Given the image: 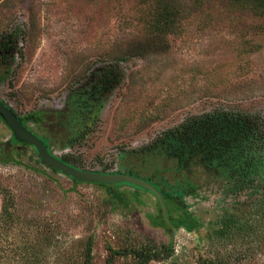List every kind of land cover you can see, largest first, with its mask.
Returning a JSON list of instances; mask_svg holds the SVG:
<instances>
[{
  "label": "rangeland",
  "instance_id": "374dc122",
  "mask_svg": "<svg viewBox=\"0 0 264 264\" xmlns=\"http://www.w3.org/2000/svg\"><path fill=\"white\" fill-rule=\"evenodd\" d=\"M138 1L0 0V101L73 168L186 193L161 216L144 190L74 183L0 120V264H264V21L226 8L155 39ZM225 115L259 134L191 158L169 134Z\"/></svg>",
  "mask_w": 264,
  "mask_h": 264
},
{
  "label": "trees",
  "instance_id": "16d2710c",
  "mask_svg": "<svg viewBox=\"0 0 264 264\" xmlns=\"http://www.w3.org/2000/svg\"><path fill=\"white\" fill-rule=\"evenodd\" d=\"M138 2L142 9L140 11V16L144 25V32L155 39L179 34L181 32V23L190 18L202 14L208 16L213 13L221 12L226 8L235 9L239 12H246L254 19L264 21V0H139ZM256 29V32H264L263 25H257ZM153 47H155V45H153ZM110 86L111 85H108L103 88L108 89ZM243 118L244 117H240L239 115L236 118H229L225 115L207 122V118L190 117L174 130L170 131L169 134L171 137L180 141L189 140L190 147L185 153V157L191 158L196 153L202 152L203 150H207L206 153L210 157L211 154H217L219 150H221L220 147L223 149L229 148L231 144L235 143L236 139L244 134L245 126L249 125L248 130H254V132L258 133V126L256 125L255 127L254 125L252 127L251 121L242 124L241 120H243ZM18 119L24 126L26 122L37 123L39 121L38 114H29L24 117H18ZM207 132L211 133V137L216 136V138L214 137L210 142L206 141V136H208ZM40 140L47 149L45 142L42 139ZM61 161L69 164L66 157L61 158ZM127 174L135 176L130 173ZM143 180L156 188L162 195L163 200L178 201L179 198L186 193L184 190H165L160 188L157 184L150 182L148 179ZM72 181L74 183L77 182L74 180ZM99 185L108 186L106 184ZM134 188L139 189L137 187ZM163 215L164 214H161V216ZM123 254H131L137 260V264H143L149 260L158 258L157 254L153 253L140 254L135 251L113 250L110 251L105 264H110L114 256H121Z\"/></svg>",
  "mask_w": 264,
  "mask_h": 264
},
{
  "label": "water",
  "instance_id": "95a60500",
  "mask_svg": "<svg viewBox=\"0 0 264 264\" xmlns=\"http://www.w3.org/2000/svg\"><path fill=\"white\" fill-rule=\"evenodd\" d=\"M0 120L10 131L13 139L19 143L29 145L33 148L36 153V157L40 164L49 170L58 171L71 180L77 182H87L96 184H128L133 187H137L144 191L149 192L157 204L159 205L161 214L165 213V207L162 199V195L154 188L150 183L140 179L138 177L121 174V173H110V174H100L94 172L81 171L73 168L61 160L53 157L45 148L42 141L30 132L26 126H24L16 115L0 101Z\"/></svg>",
  "mask_w": 264,
  "mask_h": 264
},
{
  "label": "flooded vegetation",
  "instance_id": "af4514ba",
  "mask_svg": "<svg viewBox=\"0 0 264 264\" xmlns=\"http://www.w3.org/2000/svg\"><path fill=\"white\" fill-rule=\"evenodd\" d=\"M0 46H1V47H0V51H3V50L6 48V47H5L6 45H5V43H4L3 41L0 42ZM27 123H29V122H27ZM11 138H12L13 141H15V140L13 139L12 135H11ZM15 142H17V141H15ZM17 143H19V142H17ZM20 144H22V143H20ZM22 145H25V144H22ZM164 201H165V200H163V203H164ZM164 207H165V206H164ZM159 211H160V210H159Z\"/></svg>",
  "mask_w": 264,
  "mask_h": 264
}]
</instances>
